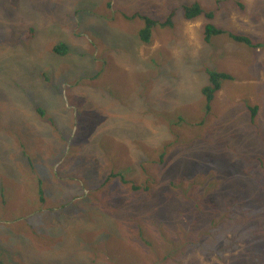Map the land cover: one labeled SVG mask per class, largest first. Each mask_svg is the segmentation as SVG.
<instances>
[{"label": "rangeland", "instance_id": "rangeland-1", "mask_svg": "<svg viewBox=\"0 0 264 264\" xmlns=\"http://www.w3.org/2000/svg\"><path fill=\"white\" fill-rule=\"evenodd\" d=\"M193 3L213 18L184 20L181 6ZM172 10L148 44L137 36L143 22L122 18L164 21ZM207 23L259 47L225 35L206 43ZM58 44L64 56L52 52ZM205 69L233 80L193 139L167 120L202 116ZM176 134L185 140L165 148ZM262 183L264 0H0L1 264H264L261 219L224 203L204 207L177 248L190 225L178 209L197 213L194 200L221 185L223 201L241 192L264 215Z\"/></svg>", "mask_w": 264, "mask_h": 264}, {"label": "trees", "instance_id": "trees-1", "mask_svg": "<svg viewBox=\"0 0 264 264\" xmlns=\"http://www.w3.org/2000/svg\"><path fill=\"white\" fill-rule=\"evenodd\" d=\"M181 7H182V11H183V19L186 21L193 20L199 16H204L207 20H211L213 18V14L210 12L204 13L198 3H193L190 5L189 4H183ZM173 14H174V10H172V12L167 15V17L165 18L164 21L154 19L150 16L140 15L137 13L133 14V15H122V14L121 15H122V18H124L127 21L137 18L143 22V27L138 31L137 36L143 44H148L150 42V39H151L152 34H153L152 29L155 27L164 28V27L171 26V24H172L171 18L173 16ZM222 35H225V36L229 37V39L231 41H233L237 44L244 45L250 49H256L259 47L258 44H255L254 42H252L248 37L243 36V35H238V34H235L232 32H228V31H225L221 28H216L211 23H207L203 27V40L206 43L211 42L212 38L222 36ZM52 52L56 55L64 56L67 53V47L65 44H58L53 48ZM204 72L207 76V78H206L207 85L203 86L200 89V94L205 99V105L202 108V116H200L198 118H193L188 113L183 112V113L173 115L172 117H169V119L167 120V122L170 124V126L173 129H176V131L182 130L184 128H187L188 130H190L191 131V138L193 137V139H195L196 137H198V138L200 137L199 130H207L208 129V126H206L207 118L210 116V114H213L212 102L215 98L216 93L221 90V84L224 82H228V81L233 80V78L229 74H226L225 72H220L217 70H210V69H205ZM175 80L176 79L174 78V80H172V81L174 82ZM146 87H147V85L145 84V88ZM148 93H150V92H148ZM147 102H149V101H147ZM175 102L176 101L174 100L173 103H175ZM246 109H248L249 113L251 114L250 124L254 125L257 108H256V106H253L252 104H250V105L246 106ZM38 112L41 113V111H39V110H38ZM164 113L166 114L169 112L165 111ZM184 140H185L184 137H182V140H180V136L178 134H176L174 141L167 143L165 148L171 147L172 145L179 143V141H184ZM146 148L150 152L149 147L147 146ZM214 155H215V157H217V161H220L223 165H225L224 153H222L221 151H219L217 149H214ZM162 159H163V155H162ZM243 161H247V159H245ZM258 161L260 163H262L261 158H258ZM152 163L156 166L155 162H152ZM112 179H115V175H113V174L109 175L107 177L106 182L101 184V185H105L107 182H109ZM244 182L245 181L242 182V187H243V185H246ZM178 183H179V179H176V180L170 182V186L173 189V198L174 199H176V197H178V194H179ZM195 185H196V182H195ZM262 185L264 186L263 183H262ZM99 187H100V185H99ZM220 187H221V185H218V186L211 188L208 191H205L204 193H202V196H204V197L207 196L209 193L211 194L207 197V199L206 198L203 199L202 203L198 202L197 199L194 200V202H193L194 207L196 206L199 208L197 213L194 212V213L190 214L189 211L187 210L186 206H183L180 209H178V210H180V212H178V213H180L182 216L188 217L190 215V217L188 218V223L190 225H187V227L185 228V231H186L185 233L180 234L181 235V243L177 244V248L180 244H182L181 249H183L185 247V244H183L182 242H184L186 238L190 239L194 235L195 226L197 225V223H200L199 220H201V218H199V217H202L204 215L203 212L206 210V209H204V207H206V206L212 207V206H216V205H219L221 203H224V204H227L229 206L239 208L245 213H251V211H252V214L250 216L251 222L260 218L261 221L259 222V226L261 229H264V215L261 213V211L257 210L256 212H253L252 207L246 206L245 205L246 200L243 197H240L241 192L237 193V194H232V196H230L227 201H223V199L219 196V193H218L219 189H221ZM97 190L98 189H96V191ZM130 191H132L133 193H137L140 191H142L144 193L151 192V190L145 186H142V187L131 186ZM185 191H186L185 188H181V193H184ZM204 204H206V205H204ZM254 217H256V218H254ZM235 226L239 227L240 225H235ZM221 231H224V230L221 229ZM218 235L221 236V239H224V237H225L224 233H218ZM168 243H172V242L167 240L166 244H168ZM170 251L171 250L167 249L164 252H162V254H163L162 260L163 261L171 260L172 257H171ZM154 252L155 251L152 249L150 254L152 255ZM181 264H195V263H191V262L183 263L182 262Z\"/></svg>", "mask_w": 264, "mask_h": 264}, {"label": "bare ground", "instance_id": "bare-ground-1", "mask_svg": "<svg viewBox=\"0 0 264 264\" xmlns=\"http://www.w3.org/2000/svg\"><path fill=\"white\" fill-rule=\"evenodd\" d=\"M248 3V2H247ZM47 31V30H46ZM35 36V35H34Z\"/></svg>", "mask_w": 264, "mask_h": 264}, {"label": "clouds", "instance_id": "clouds-1", "mask_svg": "<svg viewBox=\"0 0 264 264\" xmlns=\"http://www.w3.org/2000/svg\"><path fill=\"white\" fill-rule=\"evenodd\" d=\"M1 264V263H0Z\"/></svg>", "mask_w": 264, "mask_h": 264}]
</instances>
